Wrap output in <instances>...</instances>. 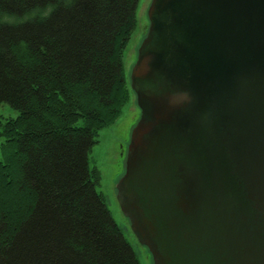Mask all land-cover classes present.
<instances>
[{"label":"water","instance_id":"1","mask_svg":"<svg viewBox=\"0 0 264 264\" xmlns=\"http://www.w3.org/2000/svg\"><path fill=\"white\" fill-rule=\"evenodd\" d=\"M117 199L153 264H264V0H152Z\"/></svg>","mask_w":264,"mask_h":264},{"label":"trees","instance_id":"2","mask_svg":"<svg viewBox=\"0 0 264 264\" xmlns=\"http://www.w3.org/2000/svg\"><path fill=\"white\" fill-rule=\"evenodd\" d=\"M139 1L0 0V264H140L89 167Z\"/></svg>","mask_w":264,"mask_h":264},{"label":"rangeland","instance_id":"3","mask_svg":"<svg viewBox=\"0 0 264 264\" xmlns=\"http://www.w3.org/2000/svg\"><path fill=\"white\" fill-rule=\"evenodd\" d=\"M152 0H140L137 7V24L123 54V69L127 84L131 88V73L137 60L139 47L145 38L150 20L148 8ZM20 110L4 101L0 104V121L16 118ZM141 110L135 93L131 90L129 102L113 123L99 131L97 142L89 151V167L98 175L97 189L105 198L113 218L125 238L133 247L140 264H153L147 248L134 234L129 218L122 212L117 199L116 184L125 172L128 146L132 130L139 121Z\"/></svg>","mask_w":264,"mask_h":264}]
</instances>
